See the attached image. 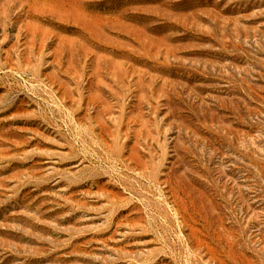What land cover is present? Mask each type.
Here are the masks:
<instances>
[{
  "label": "rangeland",
  "instance_id": "374dc122",
  "mask_svg": "<svg viewBox=\"0 0 264 264\" xmlns=\"http://www.w3.org/2000/svg\"><path fill=\"white\" fill-rule=\"evenodd\" d=\"M0 264H264V0H0Z\"/></svg>",
  "mask_w": 264,
  "mask_h": 264
}]
</instances>
